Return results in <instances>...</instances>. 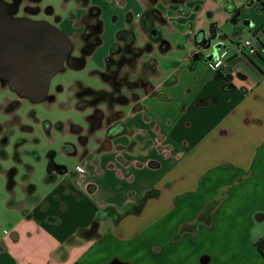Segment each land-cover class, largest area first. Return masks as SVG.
Segmentation results:
<instances>
[{
	"label": "crops",
	"instance_id": "crops-1",
	"mask_svg": "<svg viewBox=\"0 0 264 264\" xmlns=\"http://www.w3.org/2000/svg\"><path fill=\"white\" fill-rule=\"evenodd\" d=\"M133 1L137 6L128 12L142 34L139 21L147 4ZM166 1L171 18L165 27L188 36L186 56L170 61L165 72L158 62L153 83L169 99L144 96L141 110L129 107L124 135L106 140L104 128L90 148L95 134L84 144H72L76 153L67 156L79 158L72 171L53 158L48 174L54 180L45 178L51 187L43 196L36 187L28 197L31 174L24 179L26 198L19 204L27 230L17 227L0 242L5 264H264V0L250 5L237 0L236 21L224 2L190 1L182 5L189 14L182 16V6ZM121 3L125 10L130 6V0ZM160 3L157 8L164 12ZM220 13L226 23L232 19L233 36L254 34L256 56L240 44L229 50V33L215 20ZM203 31L207 40L218 34L212 41V46L222 44L216 55L213 48L195 46ZM182 45L171 44L172 50ZM169 79L175 84L168 86ZM150 191L156 196L139 214L118 225L105 220L99 238L78 237L67 244L99 210L113 206L122 212ZM10 194L15 205V190ZM212 204L215 210L199 219ZM185 224L192 228L180 232Z\"/></svg>",
	"mask_w": 264,
	"mask_h": 264
},
{
	"label": "rangeland",
	"instance_id": "rangeland-1",
	"mask_svg": "<svg viewBox=\"0 0 264 264\" xmlns=\"http://www.w3.org/2000/svg\"><path fill=\"white\" fill-rule=\"evenodd\" d=\"M89 1L92 6H97L102 10L103 42L87 58L85 69H67L52 79L49 95L54 97L53 102L31 104L27 100L19 99L9 89H2L0 86V125L3 127L0 133V151L4 150L6 154L5 157L0 155V242L11 237L12 230L17 227L24 232L27 230L23 223L22 205L19 204L25 202L26 198L22 187L24 176L27 174V166L32 168L30 181L36 185L37 194L43 196L51 187L45 182L50 163V153H54V162L57 165L65 164L69 171H72L79 163L77 156L69 157L64 150L65 145L68 147L72 144L79 146L78 135L71 133L69 129L71 125H76L86 131V118L91 114V110L80 111L76 108L77 83L96 90L107 89L100 76L94 75V73L104 70L106 57L116 40L117 32L125 29L128 25V10H131L130 7L132 6H137L133 0H130V6L127 10L122 6L123 3L120 4V0ZM160 2L159 7L163 9L166 17L169 7H164V3L167 1L160 0ZM85 3L83 1L84 5ZM38 7L39 12L32 19L48 21L65 30L75 44L74 56H79L83 46L84 24L82 18L87 12L86 8L81 5V0H41ZM207 16L209 14L204 15L205 18ZM170 18L167 16L168 20ZM215 20L223 22L221 30L224 33H229V50L237 44L242 45L247 39L256 45L259 44L254 34L249 32L246 35L233 36L234 26L231 18L226 23L225 17L220 13L216 15ZM162 31L164 39L172 45L183 44L181 48L172 50L167 54H162L158 50L153 53L154 58L161 64V71L165 72V67L170 61L181 60L186 56L184 47L188 44V36L177 29L171 30L168 27H164ZM137 35L138 45L142 46L146 35L144 32L141 34L140 30ZM148 57L149 55L145 56L144 59L148 60ZM6 104H10V109L12 108L13 111H8ZM128 109L129 107L125 108L124 111L126 112ZM22 126L31 128V130L23 129ZM102 134L103 130H100L90 137L89 148L96 143V138ZM3 135L8 137V143L4 147H2ZM79 150L81 149L79 148ZM17 151L21 161L15 160ZM13 167L18 169L15 205H11L13 199L6 189V172ZM26 243L23 240L20 246L23 247ZM0 264H5V262L0 260ZM6 264H8L7 260Z\"/></svg>",
	"mask_w": 264,
	"mask_h": 264
},
{
	"label": "trees",
	"instance_id": "trees-1",
	"mask_svg": "<svg viewBox=\"0 0 264 264\" xmlns=\"http://www.w3.org/2000/svg\"><path fill=\"white\" fill-rule=\"evenodd\" d=\"M146 2L147 7L140 17V27L147 36V41L142 46L138 45L137 25L134 18L128 15V25L125 29L120 30L116 34V40L111 46L108 56L105 60V68L103 71H98L94 75H99L107 89L96 90L93 88L85 87L77 83L75 92L76 108L80 111L91 110V114L87 116V130L84 131L79 126L71 125V133L78 135L79 140L84 144L88 138L96 132L106 129V140L114 139L118 136L127 133V128L124 123L125 108L132 107V111L142 109L140 102L144 96H157L161 100H168L169 95L165 92H157L153 79L158 75V60L150 57L156 50L162 54H167L172 50L171 44L163 38L162 29L168 25V19L164 13L157 8L160 0H142ZM197 0H170L175 5L182 6L187 2ZM216 2H224V8L229 12L235 14L240 9L236 7L237 0H215ZM255 2L258 0H245V2ZM85 7L87 12L83 17L84 32L82 34L83 46L82 51L85 54H93V52L102 44V35L104 32V23L102 20V10L97 6H92L89 0H85ZM261 2V1H259ZM262 9L264 10V3L261 2ZM180 14L187 16L189 9L181 7ZM203 38V34H198V42ZM149 55V59L141 64L142 59ZM200 55L194 56L192 61L195 62ZM176 79H169L167 85L175 84ZM23 127V126H22ZM0 125V133L2 131ZM62 129V126H60ZM23 129L31 130V128L23 127ZM8 143L7 135H3L2 147ZM72 149H70V148ZM64 146V150L69 155H74L76 149L74 146ZM0 155L5 157L4 150L0 151ZM50 163L48 169L51 170L54 163V153L49 154ZM16 161H21L17 151L15 155ZM32 168L27 166V174L24 176L25 181L30 179ZM18 169L11 168L6 172L7 178V191L13 192L17 186L16 177ZM54 177L48 174L46 181L52 182ZM26 193L28 197H32L36 193V186L33 183L26 184ZM154 191L147 192L142 200L133 205L129 203L125 209L120 212L113 206H107L99 210L95 215L90 226L87 228L79 229L76 235L69 238L67 244H73L74 239H97L100 237V227L102 222L112 219L118 225L122 219L132 214H139L144 207L146 201L154 198L156 195ZM221 196H218L214 204L220 201ZM13 204V203H11ZM216 206L208 205L202 212L199 219L205 214L211 213L215 210ZM192 228V225H183L180 232H185ZM179 235V234H178ZM177 235V236H178ZM113 264H121L114 262Z\"/></svg>",
	"mask_w": 264,
	"mask_h": 264
},
{
	"label": "water",
	"instance_id": "water-1",
	"mask_svg": "<svg viewBox=\"0 0 264 264\" xmlns=\"http://www.w3.org/2000/svg\"><path fill=\"white\" fill-rule=\"evenodd\" d=\"M17 13L18 4L0 0V86L31 104L53 102L49 95L52 79L67 69H85L92 54L81 51L74 56L75 44L65 30L48 21L16 17ZM236 14L239 17L241 10ZM201 33V41L199 33L195 36V46L213 48L216 55L222 48V44L212 46L218 34L207 40L205 32Z\"/></svg>",
	"mask_w": 264,
	"mask_h": 264
},
{
	"label": "flooded vegetation",
	"instance_id": "flooded-vegetation-1",
	"mask_svg": "<svg viewBox=\"0 0 264 264\" xmlns=\"http://www.w3.org/2000/svg\"><path fill=\"white\" fill-rule=\"evenodd\" d=\"M1 1H4L8 4H13V5L18 4V13L16 14V17H29L31 19L33 16L37 15V13L39 12L38 5L41 2V0H1ZM83 1H85V0H81V5L84 6ZM49 11H51V10H49ZM86 11H87V8H86ZM236 15H237L236 13L233 14V18L235 21L238 20V17H235ZM82 21H83V18H82ZM7 110L13 111L12 108L10 109V104L7 105Z\"/></svg>",
	"mask_w": 264,
	"mask_h": 264
},
{
	"label": "built area",
	"instance_id": "built-area-1",
	"mask_svg": "<svg viewBox=\"0 0 264 264\" xmlns=\"http://www.w3.org/2000/svg\"><path fill=\"white\" fill-rule=\"evenodd\" d=\"M240 48L246 50L249 56H256L259 52V47L254 44L250 39H247L242 45H240ZM76 171L78 174H82L84 172V168L79 166L77 167Z\"/></svg>",
	"mask_w": 264,
	"mask_h": 264
}]
</instances>
